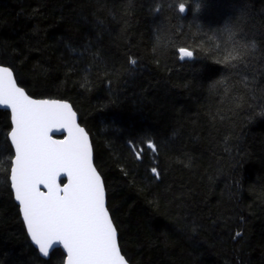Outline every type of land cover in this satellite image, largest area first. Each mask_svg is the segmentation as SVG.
<instances>
[{
	"label": "trees",
	"instance_id": "obj_1",
	"mask_svg": "<svg viewBox=\"0 0 264 264\" xmlns=\"http://www.w3.org/2000/svg\"><path fill=\"white\" fill-rule=\"evenodd\" d=\"M182 2L185 13L177 0H0V66L32 97L75 108L130 264H264V0ZM229 22L255 42L248 70L219 62ZM10 123L0 109V264H64L27 235ZM148 139L158 152L135 159L129 141Z\"/></svg>",
	"mask_w": 264,
	"mask_h": 264
},
{
	"label": "snow or ice",
	"instance_id": "obj_2",
	"mask_svg": "<svg viewBox=\"0 0 264 264\" xmlns=\"http://www.w3.org/2000/svg\"><path fill=\"white\" fill-rule=\"evenodd\" d=\"M177 4L179 13L188 10L182 0ZM219 31L226 42L231 41L219 62L233 69H250L248 57L255 50V42L250 46L246 39H238L242 30L231 22ZM161 43L162 32L158 31L157 47ZM178 53L181 60L194 56L187 47H180ZM137 63L135 59L129 61L133 67ZM242 79L245 87L255 83V76ZM0 107L10 110L11 118L7 139L12 154L6 169L10 189L38 252L49 257L60 247L66 254L65 264H129L107 204L105 181L93 162L89 134L77 122L72 106L61 100L34 99L18 85L12 68L0 66ZM54 130H63L66 135L54 139ZM129 150L135 159L142 160L146 153L154 155L159 149L148 139L129 141ZM150 172L154 179L161 175L156 166ZM62 176L66 183L61 182ZM241 236L236 231L231 238Z\"/></svg>",
	"mask_w": 264,
	"mask_h": 264
},
{
	"label": "water",
	"instance_id": "obj_3",
	"mask_svg": "<svg viewBox=\"0 0 264 264\" xmlns=\"http://www.w3.org/2000/svg\"><path fill=\"white\" fill-rule=\"evenodd\" d=\"M6 67V66H5ZM14 75H15V73H14ZM15 77H16V75H15ZM17 79V78H16ZM17 83H18V81H17ZM18 85H19V83H18ZM20 86V85H19ZM34 98V97H33ZM34 99H37V98H34ZM64 102H67V103H69L71 106H72V109H73V111H75L76 112V110H75V108L73 107V105L70 103V102H68V101H64ZM0 109H2V110H6V111H8L9 113H10V110H7V109H4L3 107H0ZM76 114H77V122L80 124V126L81 127H83L82 126V124H81V122H80V117H79V115H78V113L76 112ZM84 129H85V131L88 133V131H87V129L85 128V127H83ZM52 135H53V138L54 139H63L64 138V136L66 135V133H64L63 132V130H61L60 132H57V131H53L52 133H51ZM89 134V133H88ZM89 139H90V142H91V144H92V149H93V162H94V165L96 166V164H95V152H94V146H93V142H92V138H91V136H90V134H89ZM98 170V169H97ZM99 171V170H98ZM102 176V175H101ZM103 178V177H102ZM103 180H104V178H103ZM62 181H64V183H66L67 181H66V177H61V182ZM63 183V182H62ZM106 186V185H105ZM106 198H107V204H108V193H107V189H106ZM17 203V202H16ZM18 204V203H17ZM111 214V213H110ZM118 242H119V245H120V236H119V232H118ZM120 247H121V245H120ZM56 249H61L62 251H63V249L62 248H60V247H56L55 249H53L52 250V252L50 253V255H49V257H43L42 255V257L43 258H45V259H50V257H51V254L56 250ZM121 250H122V248H121ZM64 252V251H63ZM122 254H123V252H122ZM66 255V254H65ZM124 255V254H123ZM127 259V258H126ZM66 261V260H65ZM65 264V263H64ZM129 264H130V262H129Z\"/></svg>",
	"mask_w": 264,
	"mask_h": 264
}]
</instances>
